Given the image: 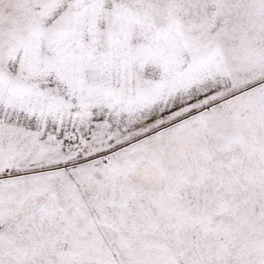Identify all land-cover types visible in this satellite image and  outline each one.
<instances>
[{"label":"snow or ice","instance_id":"1","mask_svg":"<svg viewBox=\"0 0 264 264\" xmlns=\"http://www.w3.org/2000/svg\"><path fill=\"white\" fill-rule=\"evenodd\" d=\"M0 264H264V0H0Z\"/></svg>","mask_w":264,"mask_h":264}]
</instances>
